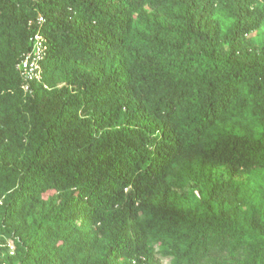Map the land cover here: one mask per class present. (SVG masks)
<instances>
[{
	"label": "trees",
	"instance_id": "16d2710c",
	"mask_svg": "<svg viewBox=\"0 0 264 264\" xmlns=\"http://www.w3.org/2000/svg\"><path fill=\"white\" fill-rule=\"evenodd\" d=\"M263 26L264 0H0V264H264Z\"/></svg>",
	"mask_w": 264,
	"mask_h": 264
},
{
	"label": "built area",
	"instance_id": "2783aa9c",
	"mask_svg": "<svg viewBox=\"0 0 264 264\" xmlns=\"http://www.w3.org/2000/svg\"><path fill=\"white\" fill-rule=\"evenodd\" d=\"M43 21V17L39 18ZM46 51L45 37L37 33L30 38V48L17 63V70L22 77V89L25 95L34 92V83L41 82L43 77L42 60Z\"/></svg>",
	"mask_w": 264,
	"mask_h": 264
},
{
	"label": "rangeland",
	"instance_id": "374dc122",
	"mask_svg": "<svg viewBox=\"0 0 264 264\" xmlns=\"http://www.w3.org/2000/svg\"><path fill=\"white\" fill-rule=\"evenodd\" d=\"M253 36L256 42L263 40L264 39V26L258 31H256L253 34ZM216 177L219 179H228L230 176L224 168H219L216 170ZM198 190H199L198 187L195 184L191 183V185L184 192L180 193L179 201L182 203H186L192 200L194 196L198 193ZM0 244H3L1 238H0ZM8 245L10 246V250H12L13 249L12 241H8ZM162 261L164 262V264H169V259L163 258Z\"/></svg>",
	"mask_w": 264,
	"mask_h": 264
}]
</instances>
